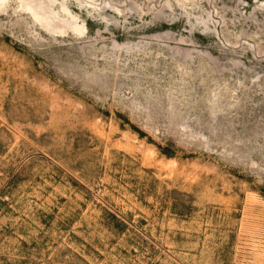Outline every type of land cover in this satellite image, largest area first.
<instances>
[{
    "label": "rangeland",
    "instance_id": "rangeland-1",
    "mask_svg": "<svg viewBox=\"0 0 264 264\" xmlns=\"http://www.w3.org/2000/svg\"><path fill=\"white\" fill-rule=\"evenodd\" d=\"M0 264H264V0H0Z\"/></svg>",
    "mask_w": 264,
    "mask_h": 264
}]
</instances>
